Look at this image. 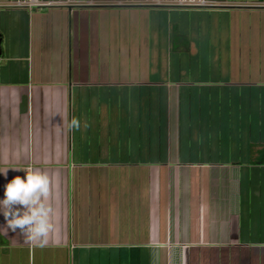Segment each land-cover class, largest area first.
Listing matches in <instances>:
<instances>
[{"label": "crops", "instance_id": "1", "mask_svg": "<svg viewBox=\"0 0 264 264\" xmlns=\"http://www.w3.org/2000/svg\"><path fill=\"white\" fill-rule=\"evenodd\" d=\"M83 1L0 8V167L49 176L55 226L0 264H264V0Z\"/></svg>", "mask_w": 264, "mask_h": 264}, {"label": "clouds", "instance_id": "2", "mask_svg": "<svg viewBox=\"0 0 264 264\" xmlns=\"http://www.w3.org/2000/svg\"><path fill=\"white\" fill-rule=\"evenodd\" d=\"M81 122L73 117L68 122L69 130H79ZM83 127H89L84 122ZM23 170L25 178L14 177L5 185L4 198L0 200V214L6 225L0 228L3 235L9 230H20L26 242L44 247L48 244L50 232L55 230L52 223L53 207L50 203L51 182L49 176L40 169L0 167V174L7 177L9 169Z\"/></svg>", "mask_w": 264, "mask_h": 264}, {"label": "built area", "instance_id": "3", "mask_svg": "<svg viewBox=\"0 0 264 264\" xmlns=\"http://www.w3.org/2000/svg\"><path fill=\"white\" fill-rule=\"evenodd\" d=\"M99 5L101 4L83 0H4L0 2V8L22 9L28 12L64 10L72 13L78 9L92 8ZM104 5L154 9H209L217 6L215 2L207 0H119ZM255 6L264 9V2L257 3Z\"/></svg>", "mask_w": 264, "mask_h": 264}]
</instances>
